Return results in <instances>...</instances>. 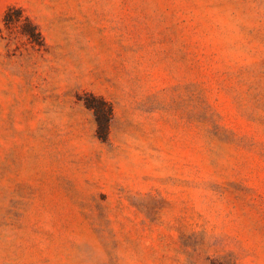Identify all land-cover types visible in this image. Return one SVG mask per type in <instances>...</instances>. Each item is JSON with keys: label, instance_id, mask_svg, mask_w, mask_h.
Here are the masks:
<instances>
[{"label": "rangeland", "instance_id": "rangeland-1", "mask_svg": "<svg viewBox=\"0 0 264 264\" xmlns=\"http://www.w3.org/2000/svg\"><path fill=\"white\" fill-rule=\"evenodd\" d=\"M0 264H264V0H0Z\"/></svg>", "mask_w": 264, "mask_h": 264}, {"label": "trees", "instance_id": "trees-1", "mask_svg": "<svg viewBox=\"0 0 264 264\" xmlns=\"http://www.w3.org/2000/svg\"><path fill=\"white\" fill-rule=\"evenodd\" d=\"M11 13L12 10H10L6 16L5 19L8 21L11 18ZM30 39L33 42H38L37 38L39 34L33 29V26H30V31H29ZM95 115L97 116V133L98 136L101 140H106L109 134V129H110V117H111V111L109 108H107V105L102 102V107H99L98 109L95 110Z\"/></svg>", "mask_w": 264, "mask_h": 264}]
</instances>
